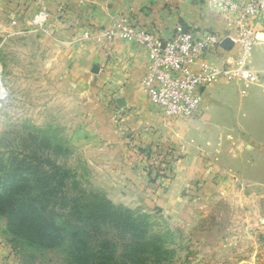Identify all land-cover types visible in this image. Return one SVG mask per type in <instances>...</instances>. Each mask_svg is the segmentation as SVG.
Returning a JSON list of instances; mask_svg holds the SVG:
<instances>
[{
    "label": "crops",
    "instance_id": "crops-1",
    "mask_svg": "<svg viewBox=\"0 0 264 264\" xmlns=\"http://www.w3.org/2000/svg\"><path fill=\"white\" fill-rule=\"evenodd\" d=\"M120 15L162 38L175 24L233 34L206 0H0V16L21 17L20 27L29 25L43 51L37 112L63 131L75 164H86L128 208L166 211L184 231L194 224L201 229L210 206L214 214L228 208L232 234L264 233V19L254 25L255 79L218 81L204 91L205 99L215 84L236 87L240 102L226 129L203 111L175 120L150 104L140 88L146 50L120 39H96ZM236 52L235 46L210 51L206 59L220 67ZM170 155L176 157L173 175L162 188L149 167ZM256 253L235 255L246 258L239 264H258ZM2 257L0 252V264Z\"/></svg>",
    "mask_w": 264,
    "mask_h": 264
},
{
    "label": "rangeland",
    "instance_id": "rangeland-1",
    "mask_svg": "<svg viewBox=\"0 0 264 264\" xmlns=\"http://www.w3.org/2000/svg\"><path fill=\"white\" fill-rule=\"evenodd\" d=\"M6 3L3 2V5L6 6ZM10 16H0V156L8 163L15 157L27 155L31 158L39 150L37 143L44 137L50 138L58 146L56 153L52 154L53 160L59 166L75 172L78 187L83 189L86 195L96 194L108 200L111 198L110 201L114 205L128 208L114 200V193L107 192L104 181L94 177L86 164H75L74 154L70 153L64 142L63 131L55 126V121L50 117H44L37 112L38 89L42 92V82L45 78L43 51L38 47L34 33H30L29 25L28 29H22L21 17ZM4 18L9 19L5 21ZM221 19L223 21L222 17ZM239 102L235 86L218 83L213 85L210 97L204 99L203 113L211 115V123L216 120L218 126L227 129ZM42 105L44 106V101ZM161 160L160 157L155 158L154 164L159 166ZM33 162L36 166L37 161ZM152 173L150 177L153 178L156 172ZM165 174L172 177L173 169L171 173L165 171ZM167 180L165 178L156 181L158 186L164 188ZM71 194L78 196L75 191H69L67 188V195ZM128 209L135 214L146 216L143 241H147L149 246L145 248V252L138 254L144 260L141 264H239L240 259L246 258L236 256L237 252L246 255L253 251H257L256 262L264 264V233H255L251 229L248 234H240L236 230L235 235L232 234L228 224L232 214L228 208L220 209L214 214L210 206V212L206 216L208 222H205L201 229L194 224L185 231L179 224L170 221L171 215L166 211L156 212L141 206ZM58 210L66 214L67 208ZM214 218H219V221L216 223ZM74 220H79V224L85 221ZM94 227L88 226L90 230H94ZM98 229L94 233L91 232V243L96 248L105 250L106 254L114 252L119 260L127 237L105 228L101 223ZM198 236L204 240H198ZM9 240L6 220L0 217V252L4 264H65L63 254L58 248L36 252L20 251Z\"/></svg>",
    "mask_w": 264,
    "mask_h": 264
},
{
    "label": "trees",
    "instance_id": "trees-1",
    "mask_svg": "<svg viewBox=\"0 0 264 264\" xmlns=\"http://www.w3.org/2000/svg\"><path fill=\"white\" fill-rule=\"evenodd\" d=\"M37 146L39 150L31 158L15 157L8 163L0 156V217L6 220L11 244L20 251L58 248L65 264L143 263L138 254L149 246L143 241L146 216L114 205L105 197L86 195L78 187L75 172L53 160L57 144L44 137ZM166 157H162V167L157 164L149 167L150 173L156 172L154 181L171 178L165 174L172 169ZM33 161H37L36 166ZM67 188L78 196L67 195ZM58 208H67L66 214ZM71 217L86 222L79 224V220ZM99 223L127 237L119 260L114 252L106 254L91 243V232L99 230ZM89 225L95 226L94 230Z\"/></svg>",
    "mask_w": 264,
    "mask_h": 264
},
{
    "label": "built area",
    "instance_id": "built-area-1",
    "mask_svg": "<svg viewBox=\"0 0 264 264\" xmlns=\"http://www.w3.org/2000/svg\"><path fill=\"white\" fill-rule=\"evenodd\" d=\"M206 2L210 10L223 18L225 27L233 30V34L219 35L175 24L162 38L144 27L134 26L128 16L120 15L96 38L133 42L146 50L147 61L140 88L150 104L171 119H188L202 112L204 91L218 81L255 79L250 56L258 43L254 25L264 19V0ZM226 38L237 49L236 57L233 60L227 57L220 67L209 63L206 54L223 51L221 43ZM166 160L172 168L176 157L170 155Z\"/></svg>",
    "mask_w": 264,
    "mask_h": 264
},
{
    "label": "water",
    "instance_id": "water-1",
    "mask_svg": "<svg viewBox=\"0 0 264 264\" xmlns=\"http://www.w3.org/2000/svg\"><path fill=\"white\" fill-rule=\"evenodd\" d=\"M232 45L233 44L229 38L224 39L221 43V47L224 50H229L232 47ZM117 102L120 103L121 101L117 100Z\"/></svg>",
    "mask_w": 264,
    "mask_h": 264
}]
</instances>
